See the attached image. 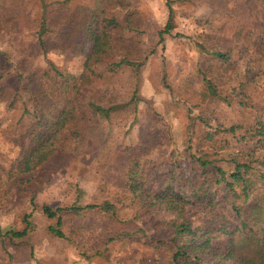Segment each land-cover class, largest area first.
Wrapping results in <instances>:
<instances>
[{"label": "trees", "instance_id": "1", "mask_svg": "<svg viewBox=\"0 0 264 264\" xmlns=\"http://www.w3.org/2000/svg\"><path fill=\"white\" fill-rule=\"evenodd\" d=\"M70 1L25 0V16L14 14L17 21L9 14L0 16V39L5 29H29L39 48L45 49L46 39L57 33L56 43L71 57L80 54L85 44H92L77 76L51 60L40 72L29 71L21 59L13 67L0 66V102L11 112L6 126L0 118V129L18 136L16 142L27 141L16 167L18 173L36 169L54 154L72 158L91 154L99 171L111 164L120 165L119 176L129 174L133 179L127 181V190L139 202L131 200V213L121 219L119 201L105 194L106 182L98 175L99 192L104 195L99 201L42 206L43 213L55 219L50 232L74 242L72 235L77 229L66 231L65 217L73 210L92 209L122 227L102 244L90 247L91 254L113 253L117 243L135 240L171 253L172 264H264V59L251 56L242 66L232 59L234 54L248 53L250 47L259 49L264 57V14L247 17L238 28L236 42L227 49L205 47V66L197 67L201 87L195 95L183 98L189 116L198 108L194 125L199 128L201 142L216 157L190 153L185 171L174 153L162 186L151 190L145 186L146 162L140 160L139 150L117 141L110 143V138L101 142L95 133L101 118L111 121L117 108H126L132 121L136 119L142 99L133 75L139 74L148 56L127 31L139 30L141 23L133 19V5L127 0H95L68 14ZM59 8L66 10L59 13ZM28 10L34 17H28ZM172 16L169 6L167 23L157 32L158 43L173 27ZM123 76L127 91L118 97L110 82ZM38 86L40 90L35 89ZM42 93L50 105L41 103ZM44 170L47 173L49 168ZM34 199L30 198L32 210ZM164 203L174 206L168 207L176 217L182 216L186 205L195 203L203 210L202 219L197 224L188 219H161L158 214ZM30 213L23 214V229L0 228L3 245L4 238L12 240L28 233ZM146 224L155 234L146 231ZM238 235L254 240L255 255L237 252ZM77 247L83 256L90 254L84 246Z\"/></svg>", "mask_w": 264, "mask_h": 264}, {"label": "rangeland", "instance_id": "2", "mask_svg": "<svg viewBox=\"0 0 264 264\" xmlns=\"http://www.w3.org/2000/svg\"><path fill=\"white\" fill-rule=\"evenodd\" d=\"M127 1L133 5V19L141 23L139 30L127 31V35L138 41L148 56L142 62L139 74H132L142 100L134 121L126 108H117L111 121L101 118L95 133L101 142L110 138V143L117 141L122 146L138 149L140 160L146 162L147 171L145 169L143 175L145 186L158 190L163 184L164 173L171 168L174 153L185 171H188L190 153L204 158L216 157L209 146L201 142L199 128L194 125L198 108L189 116L183 98L191 93L195 95L201 87L197 67L205 66V47H230L236 42L238 28L247 17L264 14V0ZM85 3L93 4L95 0H71L66 12L73 14ZM0 5L1 17L9 14L17 21L14 14L25 16V0H0ZM169 6L173 9V27L163 34L164 41L158 43L157 32L167 23ZM65 10L59 8L57 11L62 13ZM28 17H34L29 10ZM27 31L12 28L8 32L6 29L3 31L0 66L13 67L21 59L29 71L40 72L51 60L73 75L81 73L84 59L91 52V43L85 44L80 54L71 57L62 53L56 43L54 36L57 33L52 39H46L45 49H40L32 33ZM251 56L264 59L261 51L253 47L243 56L234 54L232 59L242 66ZM124 80L125 76L110 82L118 97L126 95L127 82ZM35 89L40 90V86ZM39 98L43 105H50L49 98L43 93ZM10 115L11 112L4 109V104L0 102L2 126H6ZM17 137L0 129V228L3 231L23 229L26 225L22 220L23 214L29 212L30 224L28 233L20 238H4V245L0 238V264H172L171 253L135 240L117 243V251L113 253L109 250L108 254H91L90 247L102 244L106 237L122 227L105 213L92 209L73 210L65 217L64 229H77L72 235L74 242L54 236L49 227L55 223V219L43 213V205L62 206L72 202L83 205L99 201L104 197L98 188L97 178L100 175L101 181L106 182L105 194L119 201V217L125 219L132 211L131 200L133 203L139 202L127 190L130 185L127 181L133 179L128 178L129 174L126 178L120 177L121 166L116 164L99 171L91 154L73 158L54 154L36 169L18 173L16 167L27 141L16 142ZM44 167L49 168L47 173ZM32 196L35 197L33 210L30 204ZM168 206L171 204L164 203L160 209L158 216L161 219H188L192 224L202 219L203 210L195 203L186 205L181 217H176L175 211ZM179 207L182 208V205ZM136 224L142 223L137 221ZM144 227L148 233L155 234L151 225ZM235 239L238 253L255 255L257 245L254 240L242 235ZM77 246H84L91 255L83 256L81 247Z\"/></svg>", "mask_w": 264, "mask_h": 264}]
</instances>
